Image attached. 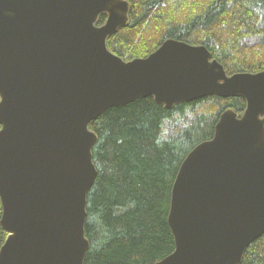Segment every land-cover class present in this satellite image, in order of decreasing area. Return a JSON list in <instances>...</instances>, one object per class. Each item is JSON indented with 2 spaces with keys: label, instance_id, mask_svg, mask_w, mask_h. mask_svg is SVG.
Masks as SVG:
<instances>
[{
  "label": "water",
  "instance_id": "95a60500",
  "mask_svg": "<svg viewBox=\"0 0 264 264\" xmlns=\"http://www.w3.org/2000/svg\"><path fill=\"white\" fill-rule=\"evenodd\" d=\"M129 11L126 0H0V264H83L97 175L89 124L147 97L167 111L245 102L181 162L167 215L174 249L154 264H241L264 234V70L227 75L204 46L173 39L125 61L107 39Z\"/></svg>",
  "mask_w": 264,
  "mask_h": 264
},
{
  "label": "trees",
  "instance_id": "16d2710c",
  "mask_svg": "<svg viewBox=\"0 0 264 264\" xmlns=\"http://www.w3.org/2000/svg\"><path fill=\"white\" fill-rule=\"evenodd\" d=\"M126 1L128 24L107 39L108 49L123 60L146 58L173 39L204 46L227 75L264 70V0ZM104 21L99 17L97 25ZM248 40L255 43L248 46ZM225 109L241 114L245 102L207 97L167 111L147 97L89 124L97 136V175L87 195L83 264H154L173 251L167 225L172 184L186 155L211 139ZM176 120L181 126L165 139L163 124ZM6 237L0 227V248ZM241 264H264V234L248 246Z\"/></svg>",
  "mask_w": 264,
  "mask_h": 264
},
{
  "label": "rangeland",
  "instance_id": "374dc122",
  "mask_svg": "<svg viewBox=\"0 0 264 264\" xmlns=\"http://www.w3.org/2000/svg\"><path fill=\"white\" fill-rule=\"evenodd\" d=\"M246 45L251 46L255 43L253 40H248L244 42ZM214 104H220L219 100L215 99L212 101ZM188 121H191L193 119L192 115H188L186 118ZM181 120H176L175 122H165L163 124V136L164 138H169L174 135L176 128H179L181 126Z\"/></svg>",
  "mask_w": 264,
  "mask_h": 264
}]
</instances>
